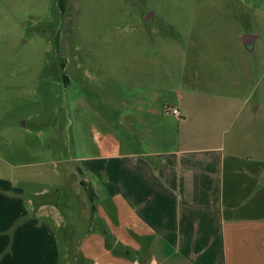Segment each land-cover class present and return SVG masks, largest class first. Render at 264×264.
<instances>
[{
  "label": "crops",
  "instance_id": "1",
  "mask_svg": "<svg viewBox=\"0 0 264 264\" xmlns=\"http://www.w3.org/2000/svg\"><path fill=\"white\" fill-rule=\"evenodd\" d=\"M219 1L264 13V0ZM213 26L199 47L178 48L192 55L175 67L180 77L145 73L117 85L116 120L104 121L93 147L80 145L78 184L102 195L90 222L103 221L119 250L89 228L85 262L264 264V134L242 92L256 37ZM171 107L181 116L168 114ZM32 204L0 180V264L59 263L55 231L43 219L49 206Z\"/></svg>",
  "mask_w": 264,
  "mask_h": 264
},
{
  "label": "rangeland",
  "instance_id": "2",
  "mask_svg": "<svg viewBox=\"0 0 264 264\" xmlns=\"http://www.w3.org/2000/svg\"><path fill=\"white\" fill-rule=\"evenodd\" d=\"M218 22L256 37L242 92L264 134V13L219 0H0V180L49 206L58 264L92 263L80 253L89 228L119 252L103 221L90 222L102 195L87 182L92 202L78 184L76 159L116 120L117 85L180 77L192 55L178 48L199 47Z\"/></svg>",
  "mask_w": 264,
  "mask_h": 264
},
{
  "label": "built area",
  "instance_id": "3",
  "mask_svg": "<svg viewBox=\"0 0 264 264\" xmlns=\"http://www.w3.org/2000/svg\"><path fill=\"white\" fill-rule=\"evenodd\" d=\"M167 113L172 115V116H175V117H180L181 116L180 110L178 108H176V107L168 108Z\"/></svg>",
  "mask_w": 264,
  "mask_h": 264
},
{
  "label": "water",
  "instance_id": "4",
  "mask_svg": "<svg viewBox=\"0 0 264 264\" xmlns=\"http://www.w3.org/2000/svg\"><path fill=\"white\" fill-rule=\"evenodd\" d=\"M253 39V36H251V35H246V36H244L243 37V41H251ZM245 45L248 47V48H250L251 47V44H247V42L245 43Z\"/></svg>",
  "mask_w": 264,
  "mask_h": 264
},
{
  "label": "trees",
  "instance_id": "5",
  "mask_svg": "<svg viewBox=\"0 0 264 264\" xmlns=\"http://www.w3.org/2000/svg\"><path fill=\"white\" fill-rule=\"evenodd\" d=\"M81 184H83V183L81 182ZM92 209L94 210V204L92 205Z\"/></svg>",
  "mask_w": 264,
  "mask_h": 264
}]
</instances>
